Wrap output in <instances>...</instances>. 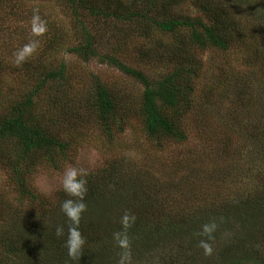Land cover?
Segmentation results:
<instances>
[{
	"label": "trees",
	"instance_id": "16d2710c",
	"mask_svg": "<svg viewBox=\"0 0 264 264\" xmlns=\"http://www.w3.org/2000/svg\"><path fill=\"white\" fill-rule=\"evenodd\" d=\"M50 1L54 0H41ZM59 1L70 7L76 24L77 40L67 47V51L83 61L97 57L101 62L116 66L139 81L142 91L138 100L126 105L120 93L96 77L90 84L79 82L86 86L85 91H74L69 85L64 88L67 66L61 61L58 67L45 69L35 89L20 96L6 93L9 94L8 108H2V104L0 107V166L7 170L8 184L15 196L11 197L10 191L0 193V216L14 217L10 232L0 234V264H119L125 250L118 247L113 233L121 230L120 218L125 211L136 217L135 223L127 229L130 260L125 264L145 262L142 259L151 250H168L167 255L173 250L175 259L187 258L189 245L200 246L201 240L211 245L212 254L206 255L203 248L194 249L199 255L196 264H264V94L250 92L246 86L245 93L234 99V103H238L237 110L243 111L237 115L242 126L237 129L240 133L230 128L220 132L213 156H205L209 162L217 164L206 180L212 179L210 187L214 189L216 186L218 193L211 189L207 195L196 199L181 194L182 200L176 205L171 198L184 188L171 183L165 176L175 175L177 169H184L185 164L183 168L174 167L173 170L172 167L167 173L160 167L155 168L150 175V171L137 167L127 155L110 160L106 166L86 172L84 177L88 191L79 229L85 244L77 259L68 256L64 245L69 222L60 204L70 197L63 188L50 197L41 195L30 184L32 168L36 164L44 162L59 169V160L67 159L71 141L61 138L60 122L66 123L65 131L75 125V120L80 121L79 124H97L110 139L113 130L120 131L125 125V113L136 114L141 119L143 133L157 147L165 141L184 142L187 139L184 120L194 103L193 84L202 71L205 72L196 49L230 54L234 49L241 52L247 49L245 47H251L252 55L244 57L241 63L247 68L254 67L256 71L249 72L247 77L260 78L261 75L264 85V0L260 3L255 0ZM186 1L193 3L202 16L180 18L170 15L172 5ZM254 4L261 6L260 12L253 8ZM18 6L19 0H0V30L6 32L5 16H1V12L15 13ZM82 13L101 18L121 17L141 24L144 30L150 27L174 36L177 43L167 57L157 51L161 60H171L172 70L151 80L111 54L97 51L95 36L83 23ZM249 14L253 17L251 23L243 22ZM54 18H42L46 30L45 37L40 36L42 43L36 52L38 58H49L52 52L66 44L65 37L53 23ZM248 32L254 36L248 37ZM34 38L35 34H30L28 42ZM236 59L238 61V57ZM24 62L33 67L36 58L26 56ZM50 81L57 83V97L53 102L60 104V110L43 119L34 111L33 96ZM238 88L241 93V87ZM221 90L219 85L203 92L204 107ZM260 91L264 92L262 88ZM205 109L209 111L207 107ZM232 131L236 133L235 137L230 135ZM250 146L251 151H247ZM234 158L252 161L253 165L249 167L248 162L245 166L251 172L252 182L247 192L238 191L227 196L219 190L222 187L216 182L230 181L238 174L240 169ZM191 159L195 162L194 156ZM204 197L206 199L202 200ZM199 200L208 204L200 206ZM211 223L216 228L212 238L208 239L201 235V231L203 225ZM58 226L64 228V236L56 235ZM0 230L4 231L1 227ZM183 239L187 244L184 242L178 248L174 247L176 240ZM189 256L194 259L193 255Z\"/></svg>",
	"mask_w": 264,
	"mask_h": 264
},
{
	"label": "rangeland",
	"instance_id": "374dc122",
	"mask_svg": "<svg viewBox=\"0 0 264 264\" xmlns=\"http://www.w3.org/2000/svg\"><path fill=\"white\" fill-rule=\"evenodd\" d=\"M117 1L120 3L129 2V0ZM260 1L255 0L256 3H260ZM259 7H261L259 4L253 5L257 12L261 11L258 10ZM30 9L32 12H27ZM2 15L5 16L6 32L0 30V107L3 105L2 108H8L7 98L9 94H6L7 92L20 96L35 89L38 79L43 76L45 69L47 67H58L61 61H64L67 66V73H65L63 79L64 88L69 85L74 91H85L86 86L80 85L79 82L90 84L93 82V78L96 77L107 87L120 93L124 104L129 105L131 101L133 103L138 100L142 91V85L139 81L127 76L116 66L101 62L97 57H91L89 61H83L67 51V47L77 40V36L74 32L76 24L72 19V11L64 2L59 0L50 2L19 0L18 10L16 9L15 13L6 10L1 12ZM170 15L182 18L185 15L202 16V13L193 3L186 1L177 6L172 5ZM42 16L46 18L56 17L53 23L66 40L63 48L52 52L49 58L45 59L36 56V52L39 50L38 45L42 43L41 37L43 35L45 37V31L39 35L33 32L34 17H39V20L36 21L38 26L39 22L42 21ZM81 18L89 31L95 36L94 41L97 51L111 54L120 62L141 71L151 80L159 79L172 70L171 60L165 58L161 60L157 56V51L159 50V54L167 57L177 43L174 36L157 32L150 27L144 30V28H141V24L139 25L134 21H125L121 17L116 19L112 17L101 18L82 13ZM252 19L253 17L249 14L248 18L242 21L251 23ZM139 28L142 30H138ZM30 34H35V38L34 41L28 42L27 38ZM250 36L254 35L248 32V37ZM30 43L36 45L35 50L26 55L27 58L30 55L32 58H36V64L33 67L27 66L23 61L16 62L17 54L25 45ZM245 48L247 49L241 50V52L234 49L230 54L219 53L213 49L195 50L196 55L201 58L204 64L205 72L202 71V74L193 84L194 103L184 120V128L187 133V139L184 142L165 141L157 147L143 133L141 119L136 114L125 113L127 117L125 125L120 131L113 130V136L110 139L101 132V128L97 124H79L80 121L75 120V125L70 130L65 131L66 123L63 125V122H60L61 138L71 141V148L66 155L67 159L59 160V169H55L52 165L44 162L36 164L32 168L34 171L30 176L31 187L37 193L50 197L63 188L62 181L68 167L90 172L106 166L110 160L127 155L137 167L150 171V175H152L155 168L160 167L167 173L172 167L173 170L183 168L182 165L185 164L184 169H177L178 172L175 175L165 176L171 183L174 182L184 188L183 191L178 190L171 198L174 204L177 205L182 200L180 198L181 194L191 199H196L203 194L207 195L212 189L211 184H209L212 179L208 178L206 180V178L213 173L217 164L209 162L205 156H213L220 132H225L230 128V130L232 129L239 134L240 132L237 129L242 127L238 123L237 115L242 114L243 111L237 110L238 103H234V99L245 93H243L245 86L248 87L247 90L250 92L264 94L260 91L261 88L264 91L261 75H259L260 78L255 76H252V78L249 76L248 78L249 72L254 73L256 69L254 67L247 68L241 63L244 57L251 56V52H253L251 47L248 48L247 46ZM230 56L231 58H229ZM235 57H238V61ZM247 81L248 83L245 85ZM219 85L222 90L213 96L211 103L205 106L209 110L207 111L203 105L202 93ZM238 87H241V93H239L240 89ZM56 88L57 83L50 81L33 96L34 111L38 112L39 117L45 119L47 115L55 114L60 110L58 107L60 104L57 102L54 104L53 102L57 97ZM233 117H236V119L233 120ZM226 121L229 122L224 125L223 122ZM234 131L230 132L233 137L236 136ZM246 150L251 151V146ZM193 156L195 162H192L191 157ZM248 162L238 158L235 159L234 163H237L240 169L238 174L234 175L233 179H229L230 181L227 179L225 181L217 180L216 183L222 187H219V190L227 196L228 193L232 196L234 192H247L246 190L252 182L251 172L245 167ZM251 165H253L252 161L248 163L249 167ZM8 180L7 170L0 166V193L10 191L8 192L9 195L14 197L15 193L9 186ZM215 188L217 187L214 186L212 190L218 193ZM205 199V197L202 198V200ZM198 202L200 206L208 204L207 202H201V200ZM13 218L0 216V227L4 230L0 234L10 232V222L12 225ZM184 242L187 244L184 239L176 240L174 247L178 248ZM214 245L216 246L215 243ZM189 247L190 251L187 258L178 257L175 259L176 257H172L173 250L171 255H167L168 250L165 252L163 250H151L146 258L142 259L145 262L139 264H196L199 255L194 252V249L202 247L195 244H190ZM211 254H208V256ZM189 255H193L194 259ZM170 257L172 258L169 259Z\"/></svg>",
	"mask_w": 264,
	"mask_h": 264
},
{
	"label": "clouds",
	"instance_id": "9594fccd",
	"mask_svg": "<svg viewBox=\"0 0 264 264\" xmlns=\"http://www.w3.org/2000/svg\"><path fill=\"white\" fill-rule=\"evenodd\" d=\"M37 20H39V17H34L33 32L39 35L45 31V27L43 21H40L39 25L37 26ZM35 47V43L25 45L24 48L17 54L16 62L20 63L23 61L26 55L31 54V52L35 50ZM86 176L87 173L84 169L68 167L65 170L62 181L63 191L68 197H70L63 200L60 204L61 211L69 222L64 245L67 249L68 256L72 259H77L81 255L82 248L85 244V238L81 234L79 224L81 214L86 210V204L84 202V197L88 191L87 180L84 178ZM135 219V215L125 211L120 218L121 230L113 233V239L116 241L118 247L125 250L120 256L119 264H125V261L130 260L127 229H129L132 224L135 223ZM215 228L216 225L214 223L205 224L202 226L201 235L211 239ZM56 235H65V230L62 226H58L56 228ZM200 247L204 249L206 255L211 254V245L206 240L200 241Z\"/></svg>",
	"mask_w": 264,
	"mask_h": 264
}]
</instances>
